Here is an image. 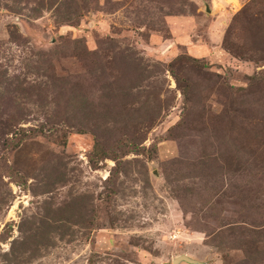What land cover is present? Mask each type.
Returning a JSON list of instances; mask_svg holds the SVG:
<instances>
[{"label":"rangeland","instance_id":"374dc122","mask_svg":"<svg viewBox=\"0 0 264 264\" xmlns=\"http://www.w3.org/2000/svg\"><path fill=\"white\" fill-rule=\"evenodd\" d=\"M181 255L264 264V0H0V264Z\"/></svg>","mask_w":264,"mask_h":264},{"label":"water","instance_id":"95a60500","mask_svg":"<svg viewBox=\"0 0 264 264\" xmlns=\"http://www.w3.org/2000/svg\"><path fill=\"white\" fill-rule=\"evenodd\" d=\"M207 11L208 12H212L211 8L209 6H207ZM180 262H187L189 264H202L201 262L197 261V260H194L192 258H190L189 256L187 255H181L179 257H177L175 260H174V264H177V263H180Z\"/></svg>","mask_w":264,"mask_h":264},{"label":"trees","instance_id":"16d2710c","mask_svg":"<svg viewBox=\"0 0 264 264\" xmlns=\"http://www.w3.org/2000/svg\"><path fill=\"white\" fill-rule=\"evenodd\" d=\"M108 158H111V159H113L114 161H115V163L117 164L118 163V159H119V157L117 156V155H114V156H109L107 153H99L98 151H97V155H96V159H97V161H105L106 159H108ZM93 159L91 158V161H92Z\"/></svg>","mask_w":264,"mask_h":264}]
</instances>
